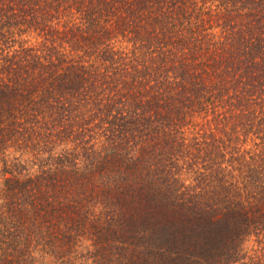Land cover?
Returning a JSON list of instances; mask_svg holds the SVG:
<instances>
[{
	"label": "trees",
	"instance_id": "obj_1",
	"mask_svg": "<svg viewBox=\"0 0 264 264\" xmlns=\"http://www.w3.org/2000/svg\"><path fill=\"white\" fill-rule=\"evenodd\" d=\"M0 264H264V0H0Z\"/></svg>",
	"mask_w": 264,
	"mask_h": 264
}]
</instances>
